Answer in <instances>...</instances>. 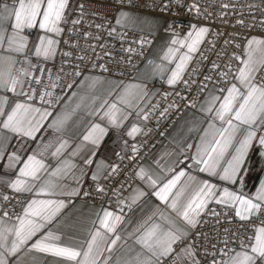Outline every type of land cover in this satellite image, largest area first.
Here are the masks:
<instances>
[{
    "label": "crops",
    "instance_id": "obj_1",
    "mask_svg": "<svg viewBox=\"0 0 264 264\" xmlns=\"http://www.w3.org/2000/svg\"><path fill=\"white\" fill-rule=\"evenodd\" d=\"M15 4L16 1L12 4L0 2V14L4 15V19L0 23H3L8 33L11 32L10 19L6 13L2 12V6L7 5L11 8ZM71 5L72 1L68 0L64 18L59 25L60 28H62L71 11ZM119 11L128 13V17L120 18L121 24L156 34V37L150 42L149 50L138 63L134 74L126 80L119 81L106 76L102 77L93 72L76 75L77 72L72 70H55L51 66L55 53L46 59L43 56L37 57L34 54L38 37L44 34L38 27L32 29L34 34L28 37V46L23 53L16 54L0 50V57L11 56L16 61L14 66L0 61V71H3L4 78H9L10 72L15 73L27 69L30 74L39 76L43 81L42 85L33 83V87L43 90L44 85H50L54 82L55 87H49L48 90L52 91L59 102L54 107L48 108V110L69 117L60 131L47 126L51 121V117H49L48 120L42 122L44 127L36 132L33 137L11 133L0 136V183L10 187V183L17 179L22 162L26 161L29 155H33L45 165V169L39 173V180L20 177L27 180L32 186V191L17 192L28 194L24 207L33 199L63 202V207L50 220L38 221L43 224V227L29 241V245L21 251L18 258H10L12 264H71V262L50 253L32 249L30 245L37 239H42L44 236L51 234L53 237H58L57 240L52 241L54 243L62 246H74L78 250H86L91 234L97 230L101 231L102 237L99 239V246L95 250L96 264H125L126 261L134 260L137 253L140 252V246L135 243L133 238L136 230L150 217L155 222L164 223L160 217L161 212L165 216H174V213L165 207V203L153 193L181 170H184L185 176L181 177L176 188L172 190L173 194L181 187L192 183L188 180L189 176H193L199 181L207 180L216 186L217 193L227 188L229 191L243 194L246 198L255 196L261 182L264 181V146L260 145L258 138L254 139L249 147L235 183L220 180L219 176L202 173L197 167H191L192 157L197 154V146H203L204 144L201 138L205 136L206 129L209 131L207 138L211 139L213 129H209V124H213L214 128L221 127V122L213 118L214 113L206 111V109L219 107L220 100L212 103L213 98L225 95L226 91L224 90L236 83L233 79L225 88H219L217 85L211 84L196 108L184 110L173 122L174 124L166 130L163 139L155 144L138 164L135 172L136 181L126 194V198L130 203L129 209L108 208L73 199L86 177L99 178L102 172L108 168L114 152L128 148L131 138L141 126L142 108L150 101L158 88L155 85L149 88L147 84L153 81L154 78L160 77L164 79L167 86L176 85L180 77L173 84H169L168 79L171 77L172 71L176 69L180 57L186 54L190 57L183 68L184 72L207 35V32L204 33L196 50L193 53H188L186 47L182 48L179 43L174 45L172 41L185 40L189 32H192L191 39H195L196 31L200 27L207 28L206 26L194 23L195 29L191 25L186 30L174 33L164 28L165 20L163 18L151 14L118 10L114 16L115 21L118 18ZM47 35L58 42L59 34L48 33ZM251 37L264 39L263 36L259 35ZM251 37L247 39V42ZM247 42L245 46H247ZM56 45L57 43L54 46L55 49ZM170 48L173 49V54L168 59H164ZM40 69H44V71L41 72ZM68 85H71V88ZM27 87L26 83V90ZM125 90L127 91L125 92ZM121 93H125L124 103L120 102ZM0 96L7 97L9 104L23 102L26 99L24 96H16L3 89H0ZM105 101L107 104H105ZM102 104H105L103 108H101ZM110 104H116L115 118L118 121L116 124L110 123L107 117H103V113L107 111V105ZM35 106L48 107L47 105H41L38 97H36ZM94 124L103 129V133H100L99 130L94 133V135L100 137L96 144H93L91 140H84V136L89 133ZM245 127L244 125L240 126L241 131L236 133L238 137H241V132ZM133 128L137 130L132 132ZM256 131L257 137L264 135V129L258 128ZM130 132H132L131 135H129ZM62 141H66V146L61 149L57 156H53L52 153L56 151ZM235 146H237V142L233 139L232 145H229L224 157L220 160V165L227 166V161L231 159L230 153L235 152ZM11 154H15L20 163L9 166L12 164L9 160ZM89 161L91 162L89 163ZM56 169L62 171L55 176L51 175ZM217 172H222L220 166H217ZM153 180L157 182L155 187L152 186ZM43 184H50L54 194H39L40 186ZM185 195H187V192ZM183 198L181 197V199ZM212 202L214 200L210 201L209 204ZM105 210L113 213V216L121 217L113 233H108L100 227L99 221ZM203 213L204 211L197 217V222ZM22 214L23 210L20 212V215ZM111 219L109 218L110 221ZM4 220L7 221L9 226L17 223V219ZM184 228L186 229L185 237L190 236L194 229V227L188 225H184ZM117 237H119L117 243L112 245V240ZM110 245L111 251L108 250ZM185 247L187 245L176 252L179 253L177 260L180 264H192L191 258L183 251ZM236 250H239V248ZM194 258L198 260L196 255ZM199 264L206 263L199 262Z\"/></svg>",
    "mask_w": 264,
    "mask_h": 264
},
{
    "label": "snow or ice",
    "instance_id": "obj_2",
    "mask_svg": "<svg viewBox=\"0 0 264 264\" xmlns=\"http://www.w3.org/2000/svg\"><path fill=\"white\" fill-rule=\"evenodd\" d=\"M67 4L68 0H16V4L11 8L7 5L2 6V12L6 13L10 19L11 32H6L3 23H0V50L16 54L23 53L28 46L26 31L38 27L44 34L38 37L34 54L37 57L43 56L45 59L53 55L57 41L47 34H59L62 31L59 25L64 18ZM121 17H128V13L119 11L117 24L121 23ZM3 19L4 15L0 14V21ZM73 23H79V21H73ZM192 27L195 29L196 26L193 25ZM207 31V28L200 27L196 31L195 39H191L192 32H189L185 40H173L172 43L174 45L179 43L182 48H187L188 53H193L200 42V38ZM137 43L143 46L146 41L141 39ZM126 51L133 52L134 49L129 48ZM172 54L173 49L170 48L164 59H168ZM65 55H70V53H65ZM242 55L243 59L241 56H235V59L240 61V66L234 76L236 83L224 90L226 94L222 97L213 98L212 103L220 100L218 108L209 107L206 109V111L214 113L213 118L221 122V127L214 128L213 124H209V129H213L211 139L207 138L209 131L206 129L205 136L201 138L204 144L197 146V154L192 157L193 163L191 165V167H197L202 173L216 175L219 176L220 180L233 183L238 179L244 157L247 155L253 140L258 138L260 145L264 146V135L257 137L256 131L258 128L264 129V39L251 37ZM189 58L187 54L180 57L176 69L172 71V75L168 79L169 84H173L179 79ZM0 61L11 66L16 63L11 56L0 57ZM99 67L103 71H108L104 65H99ZM40 71L43 72L44 69H40ZM76 75H80V73L77 72ZM222 75H227V73ZM26 83L28 85L27 90L25 89ZM33 83L42 85L43 81L39 76L30 74L27 69L15 73L10 72L7 79L4 78L3 71H0V89L26 98L23 102L9 104L7 97L0 96V136L11 133L33 137L36 132L44 127L42 122L48 120L49 117H51V121L47 126L57 131L62 130L67 122L69 118L67 115L61 116L48 110L59 102L52 91L48 90L49 87H55L54 82L50 85H44L43 90L33 87ZM68 87L71 88V85ZM36 97L39 98L41 105L48 107L35 106ZM120 102H125V93L120 94ZM105 104H107L106 101ZM105 104H102L101 108ZM115 110L116 104H110L107 105V111L103 113V117H107L113 124L118 123L115 118ZM241 125L246 126L241 132L242 138L236 135L238 131H241ZM96 130L103 133V129L94 124L89 133L84 136V140H91L93 144H96L100 139L99 136L94 135ZM136 130L133 128L132 132ZM233 139L237 142L235 152L230 153L231 159L227 161V166H222L220 160L224 157L229 145H232ZM65 146L66 141H62L52 155L57 156ZM9 160L12 162L9 166L20 163L15 154H11ZM217 166L222 168V172H217ZM44 169L45 165L41 161L37 160L35 156L29 155L27 160L22 162L17 179L12 181L9 186L16 192L32 191L29 182L20 177L39 180V173ZM61 171V169H56L51 175L55 176ZM184 176L185 172L181 170L154 191L153 194L165 203V207L170 209L174 216H165L161 212L160 217L164 223L155 222L151 217L145 221L133 234L135 243L140 246V252L137 253L134 260L126 261L125 264H161L162 258L167 259L173 254L179 258V253H176L174 245L183 241L186 235L184 225L195 227L197 217L212 200L217 204L234 207L235 215L241 221L249 220L257 214L264 217V181L261 182L255 196L246 198L243 194L229 191L227 188L217 193L216 186L207 180L199 181L195 177L189 176L188 180L192 183L181 187L173 194L172 190L176 188L177 183ZM156 183L153 180L152 186L155 187ZM186 192L187 195H185ZM39 194L51 195L54 192L50 184H43L40 186ZM181 197L184 198L181 199ZM62 207V201L33 199L24 207L23 214L17 215V223L9 226L7 221L0 217V264H12L10 258H18L21 251L29 245V241L43 227V224L38 221L50 220ZM212 214L219 215L214 211ZM8 215L7 212L4 213V217H8ZM109 218H112L111 221ZM120 219L121 217L113 216V213L105 210L99 221L100 227L108 233H113ZM181 222L183 223L181 224ZM101 237L100 230L92 233L91 239L87 242L86 250H78L74 246H62L54 243L52 241L57 240L58 237H53L51 234L42 239H37L31 243L30 247L39 252L60 257L71 262V264H96L95 250L99 246L98 241ZM118 239L119 237L113 239L112 245H115ZM227 243L225 241L226 247L219 251L222 259L216 260L214 257L213 264H264V219H262L261 225L253 227L251 234L247 237V242L243 240L240 242L239 250L227 248ZM108 250H112L111 245ZM183 251L191 258L192 264H199V261L194 258L192 246L185 247Z\"/></svg>",
    "mask_w": 264,
    "mask_h": 264
},
{
    "label": "built area",
    "instance_id": "obj_3",
    "mask_svg": "<svg viewBox=\"0 0 264 264\" xmlns=\"http://www.w3.org/2000/svg\"><path fill=\"white\" fill-rule=\"evenodd\" d=\"M16 0H0L13 3ZM71 11L64 21L51 66L57 70L93 72L116 80L130 78L156 37L152 32L117 24L118 10L151 14L163 18L164 28L174 33L194 23L207 27V35L194 53L190 64L176 85L169 87L156 77L147 87L157 86L150 101L142 108V123L126 150H117L99 178L86 177L80 184L75 201L115 209H129L127 191L136 181V168L163 139L180 114L196 108L211 84L225 88L234 79L247 39L264 37V0H71ZM167 5V7H165ZM83 6V7H81ZM195 6V7H193ZM226 6V7H225ZM79 23H73V21ZM27 30L25 35L33 36ZM87 34V35H85ZM143 39L141 46L137 41ZM134 49L133 52L126 49ZM70 53V55H65ZM104 65L108 71H103ZM227 73V75H222ZM7 197V199H5ZM28 194L17 193L0 183V217L15 220L25 206ZM216 212L219 215H213ZM7 212L8 217H4ZM264 217L259 214L241 221L233 207L214 202L204 210L190 236L174 245L177 252L192 246L200 263L213 264L222 259L220 249H238L247 242L253 227ZM161 264H180L175 254L162 258Z\"/></svg>",
    "mask_w": 264,
    "mask_h": 264
}]
</instances>
